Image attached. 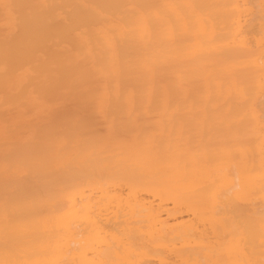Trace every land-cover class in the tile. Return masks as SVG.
I'll return each instance as SVG.
<instances>
[{
    "label": "bare ground",
    "instance_id": "obj_1",
    "mask_svg": "<svg viewBox=\"0 0 264 264\" xmlns=\"http://www.w3.org/2000/svg\"><path fill=\"white\" fill-rule=\"evenodd\" d=\"M263 3L0 0V27L19 31L0 44V86L14 79L5 65L15 63L32 64L42 97L90 82L81 103L109 110L105 123L115 131L101 135L90 120L68 116L21 158L32 172L0 166L5 189L29 188L31 197L0 195V256L11 251L24 264H264V49L246 62L231 59L232 49L246 48V9L261 18ZM47 47L54 53L37 54ZM245 64L258 74L242 73L244 84L234 74ZM26 180L39 197L23 188ZM110 205L115 213L103 214Z\"/></svg>",
    "mask_w": 264,
    "mask_h": 264
},
{
    "label": "rangeland",
    "instance_id": "obj_2",
    "mask_svg": "<svg viewBox=\"0 0 264 264\" xmlns=\"http://www.w3.org/2000/svg\"><path fill=\"white\" fill-rule=\"evenodd\" d=\"M249 2V1H248ZM262 2H264V0H262ZM248 7L250 8L251 7V4L250 3H248ZM247 7V8H248ZM263 8H264V3H263ZM247 10V15H244V17H242V19H243V25H245L244 26V30L246 31L247 29H245V27H247L248 25H249V22H250V24L252 25L253 24V21H251L252 20V17H254V15H253V13L255 14V12L254 11H251V10H249V9H246ZM256 15V14H255ZM252 16V17H251ZM262 17L261 18H263V19H261V18H257V17H259V16H257L256 15V20H254V24H256L257 25V27L256 26H254V25H252V26H254L253 28L254 29H252V27H251V29H250V26H248V30H250L249 31V35H247L248 34V31H244L245 32V34H243V38H244V40L246 41V48H245V50L244 51H241L240 49H237V48H234V49H232V51H231V55H232V52H234L235 53V55H234V53H233V55L231 56V59H232V61H236V60H238V61H243V62H246L247 60H251V59H253V58H256V57H259V55H260V53H261V51H263V49H264V43H263V39H264V29L262 28V27H264V14H262L261 15ZM251 17V18H250ZM255 18V17H254ZM250 19V20H249ZM260 19V20H259ZM247 20L249 21V22H247ZM260 22V23H259ZM114 23H119V22H114ZM247 23V24H246ZM259 25H258V24ZM262 23V24H261ZM255 30H257V31H255ZM256 32V34H255V32ZM259 31H260V34H259ZM262 32V33H261ZM81 33V32H80ZM251 35V36H250ZM19 36V31H16V30H11V31H9V30H6V29H2L1 27H0V41H2V39L3 38H5V39H10V41H14L17 37ZM84 36V35H83ZM85 37V36H84ZM248 38H250V39H248ZM68 41H69V43L71 42L69 39H67ZM252 40V41H251ZM251 41V42H250ZM259 41H261V44L259 43ZM254 42V43H253ZM263 44V45H262ZM252 45V46H251ZM70 46H71V44H70ZM262 46V47H261ZM72 47V46H71ZM74 49V48H73ZM235 49H237V50H235ZM260 50V51H259ZM39 51V50H38ZM240 51V52H239ZM42 52H44V53H46V55H49V52H53L52 51V48H48L47 47V50H43L42 49ZM54 53V52H53ZM239 53H241V54H239ZM59 55H61V52L60 53H57V56H59ZM260 62H262V60L260 61ZM247 64V63H246ZM245 64V66H243V67H245V68H239L236 72H235V74H234V77L235 78H237L238 79V82H240V81H243V80H245L246 79V77L249 79V77L251 76V77H253V79H257L256 78V76H257V70L256 69H254V68H249V67H246L247 65ZM81 65H82V63H81ZM262 66H263V64H262ZM14 70V69H13ZM253 71V72H252ZM255 72V73H254ZM245 75L246 74V77H244L243 76V74ZM249 73V74H248ZM252 75H251V74ZM236 75H237V77H236ZM240 75H242V76H239ZM241 77H243V78H245V79H243V78H241ZM160 80H161V78H160ZM247 81V80H246ZM99 82V81H98ZM244 82V81H243ZM99 83H102V82H99ZM244 84H245V82H244ZM264 84V83H263ZM91 85L92 84H90V82H85L84 84H83V86L82 85H80V86H76V85H72L70 88H68L69 89V91H66V93L67 94H62V93H60V94H57V96H54V104H52V105H50V108H48V109H45V111L43 110L42 112V117H41V119L43 118V117H46V118H48V121L46 120V119H43L42 121H44L43 122V124H42V126H45V127H43L42 129V131L44 132L45 131V129L47 128V127H52L53 125H54V123L55 122H57V121H60V120H63V119H66V117H72V116H74L77 120H90L91 121V123H92V129L93 130H96L97 128V130H96V132H98L100 129L102 130V133L103 134H101V135H105V134H108V133H110V132H113V130L112 129H110L107 125H106V123H105V120H107V118L109 117V114H110V111L109 110H106V111H103V113H98L97 114V112L93 109V107L92 106H90L88 103H81V101H80V97H82V94L84 93V91H86L85 89H87V88H89V87H91ZM242 86L244 87L245 85H243L242 84ZM84 88V89H83ZM64 90V89H63ZM73 92L72 94H71V92ZM245 92V91H244ZM68 93H70V94H68ZM82 93V94H81ZM261 94H263V93H261ZM60 95V96H59ZM84 95V94H83ZM77 98L79 99V103L77 102ZM262 98V97H261ZM260 98V99H261ZM264 98V97H263ZM262 98V99H263ZM260 99H258V101H257V103H259V104H261V105H263V106H261V107H259L260 105H258V108H257V110L259 111V115L260 116H262L261 115V113L262 112H264V109H263V111H261L260 112V110H261V108H264V104H262L263 102L262 101H264V100H260ZM259 100L262 102H259ZM234 101V100H233ZM241 101H243V102H245V100H244V98L241 100ZM233 103V102H232ZM246 104V106H248L247 105V102L246 103H244L243 105L241 104V105H239V107L242 109L243 107H241V106H244ZM5 106V105H4ZM4 106H0V130H2L3 129V126L5 127V126H7V128H8V125H7V122H2L1 121V119H3L4 117H6L7 119L9 118V119H11V118H13V119H15V120H19V116H18V112H17V110H12V109H8L7 111H4L3 110V107ZM246 106H245V108H246ZM256 106H257V104H256ZM238 107V108H239ZM249 107V106H248ZM237 108V107H236ZM237 108V110H239ZM245 108H243V110H242V112H244V111H247L248 109H245ZM234 109V108H233ZM245 109V110H244ZM235 112V111H234ZM233 114H235V113H233ZM264 114V113H263ZM15 115V116H14ZM263 118H264V116H263ZM263 118H260V119H262L261 120V125H260V128L258 129L257 128V130H259V132H260V134H262V135H264V119ZM138 119V118H137ZM46 121V122H45ZM18 123V125L17 126H14V127H11L10 129H8L9 130V135L11 136V138H3V137H0V166H4V169L6 168V166L8 165V163L9 164H11V165H13V166H17L19 169H12V170H10V172H18V173H28V171L30 170V169H28V168H26V167H24L23 165H22V159L21 158H23L24 156L23 155H27V151L28 150H32L33 149V147H34V144L32 143V144H28L31 140H32V137H30V134H31V127H32V124L29 126V127H21L22 126V124L20 123V122H17ZM246 123H249L248 121H246ZM2 124H3V126H2ZM49 124V125H48ZM250 124V123H249ZM96 126V127H95ZM98 126V127H97ZM99 127H100V129H99ZM108 127V128H107ZM245 131L247 132V133H249V135L251 136V138H250V141L252 142V143H254L255 145H258V144H260V139H261V137L260 136H257V135H255L253 132H252V129L251 128H249V127H246V125H245ZM100 130V131H101ZM37 131V129H35V132ZM41 131V132H42ZM99 133H101V132H99ZM39 134V133H38ZM113 134H115V131L113 132ZM27 143V144H26ZM230 143V144H229ZM228 144H225V145H227V146H232V147H234L233 146V144L234 143H236L237 144V142H229ZM38 145L37 144H35V147H37ZM38 148V147H37ZM36 148V149H37ZM17 152V153H16ZM36 152H38V150H36ZM21 154H22V157H20L21 156ZM20 155V156H19ZM255 155V154H254ZM18 156V157H17ZM256 156V155H255ZM15 157H16V159H15ZM27 157V156H26ZM232 157H233V159H235V158H237V159H239V154H236V156L235 155H232ZM20 158V159H19ZM10 160H13V162L12 161H10ZM21 161V162H20ZM16 162V163H15ZM20 162V165H17L18 163ZM20 167H22L23 169H21ZM33 170V169H32ZM32 170H30V172H32ZM36 172L38 171L37 169L35 170ZM34 171V172H35ZM6 172V171H5ZM0 173H4V172H2V170H0ZM27 181V180H26ZM3 183H4V181H2L1 179H0V185H2V186H0V190H1V188L3 189L2 191H0V195H4V196H2L3 197V199H5L6 198V200L9 198L8 196L9 195H13L15 192H16V188L14 189V187H12V188H9V189H5V187H4V185H3ZM29 183L30 182H23V188H25L26 189V187H27V185H28V187H31V189L33 190V195H34V193L36 192H34V190L35 189H33V186H29ZM25 185H26V187H25ZM8 188V187H7ZM22 188V187H21ZM21 188H19L18 190H20ZM35 188V187H34ZM29 188H27L26 190H25V192L26 193H22L24 196H26V197H28L27 199H26V197H24L22 194H21V190L20 191H18L17 190V194H18V198H19V196H20V202H21V200H23L24 202L25 201H27V200H29V199H31V197H29L28 196V193L27 192H30V189L28 190ZM40 190H42V189H40ZM6 193H5V192ZM12 191H14V192H12ZM39 191V189L37 190V192ZM22 192H24V191H22ZM36 192V193H37ZM43 192V191H42ZM42 192L40 193L39 192V194H42ZM7 193H9V195H7ZM32 193V192H31ZM17 194H16V196H17ZM38 194V193H37ZM15 195V194H14ZM35 196V195H34ZM38 196V195H37ZM37 196H35V198H37ZM42 196V195H41ZM40 196V197H41ZM1 197V196H0ZM22 197V198H21ZM33 197V196H32ZM39 197V196H38ZM46 197V196H45ZM18 198L16 197L15 198V200L17 199L18 200ZM34 198V197H33ZM12 199H14L13 198V196H12ZM35 201V200H38V202H39V200L40 199H32V201ZM17 202V204H18V201H16ZM23 203V202H22ZM50 204H51V201H50ZM17 207V206H16ZM36 208V207H35ZM105 211H103L102 210V213L103 214H109V216H112L114 213H115V209L114 208H112V205H110L107 209H105L106 207H102ZM33 210L35 211V210H38V209H34V207H33ZM39 213H40V211H38ZM12 214H14V213H12ZM12 214H11V218L12 219H15V216H12ZM15 214H17V213H15ZM163 214V213H162ZM164 215H166L165 214V212H164V214H163V218H165L166 216H164ZM185 215V214H184ZM18 216V215H17ZM185 216H187V215H185ZM20 217V216H19ZM19 217H17L18 219H19ZM21 218H22V216H21ZM186 218V217H185ZM184 220H187V219H184ZM22 242V244L24 245L25 244V242H26V240H21ZM24 241V242H23ZM30 242L32 241V240H29ZM0 242H2L3 243V239H0ZM13 242H17V241H13ZM28 242V241H27ZM26 242V243H27ZM34 242H36V241H34ZM29 243V242H28ZM27 243V245H25V246H29L30 244H28ZM32 244V243H31ZM34 244V243H33ZM2 247V244L0 245V249H2L1 248ZM4 253V250L2 251V250H0V253ZM7 252H8V250H7ZM10 252V254H8V256H5V257H2V256H0V258H1V261L2 262H0V264H4V262H5V264L7 263V264H9L8 262H9V260L10 261H12L13 259H16L17 261L19 260V262L21 263V264H24V263H22L23 261H25L27 258H25V257H22V256H16V258H15V256H13L14 254L13 253H11V251H9ZM8 252V253H9ZM8 257H10L11 259H9ZM18 257V258H17ZM38 257V255L36 254L34 257H31L29 260H32V262L33 261H35V260H37V259H39V258H37ZM4 258V259H3ZM48 259H49V257H47ZM14 261V260H13ZM65 262V260L63 261V263L61 262L60 264H65L64 263ZM51 263V262H50ZM50 263H45V264H50ZM13 264V263H12ZM34 264H37V263H34ZM40 264V263H39Z\"/></svg>",
    "mask_w": 264,
    "mask_h": 264
},
{
    "label": "crops",
    "instance_id": "obj_3",
    "mask_svg": "<svg viewBox=\"0 0 264 264\" xmlns=\"http://www.w3.org/2000/svg\"><path fill=\"white\" fill-rule=\"evenodd\" d=\"M0 13H1V10H0ZM2 29H4V28H2ZM6 30L11 31L10 29H6ZM83 35H84V33L81 32L80 38L87 45L89 40H87L86 36L84 35L85 36L84 37ZM10 39L3 38L2 41H0V44L1 43H3V44L9 43ZM72 44H71V46H73V47H71V48H74V49L69 54L74 53V50L76 49V47H74V44L73 45ZM62 48L63 47L61 45L59 47V49L62 50ZM63 51H67V48L66 47L63 48ZM42 53H44V52L38 51L37 54H42ZM36 59H37V57H36ZM36 63H37V61H36ZM11 65L14 69L13 71H16V72L14 73V79L13 80L8 81L9 83H7L3 87L0 86V106L5 105L3 107L4 111H7L8 109L9 110L10 109L17 110L19 120L17 121L13 118L7 119L6 117L1 119L2 122H7L8 128H7V126L4 127L2 124L3 129L0 130V137L11 138V136L9 135L8 129H10L11 127L17 126L18 125L17 122H20L22 124L21 127H29L32 124L31 134H30V137H32V140L28 144H32V143L33 144L34 143L40 144V133L43 130L42 128L45 127V126H42V124L44 122L42 120L46 119L48 121V118H46V117H43L41 119V117L43 116L42 111L43 110L45 111V109L50 108V105L54 104V101H55L54 96H57V94H60V93L67 94L66 91H69V89L61 90L60 93L58 92V93H55L52 95L46 94L44 97H42L41 94L38 92L39 91V88H38L39 84L38 85L34 84V82H36V83L39 82L38 81L39 78H36L32 75V72L34 71L32 64H24L23 66H20L21 68L19 67L18 69L15 68V66H17L16 63L15 64H7V65H5V67H7V70H9V68H12ZM7 77H8V75L3 74V78H4L3 80L7 79ZM72 93L73 92H71V94ZM68 94H70V93H68ZM35 129H37L36 132H35Z\"/></svg>",
    "mask_w": 264,
    "mask_h": 264
}]
</instances>
